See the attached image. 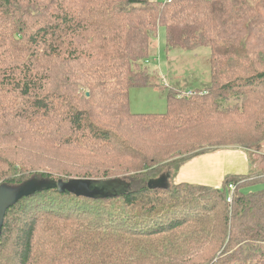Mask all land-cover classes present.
Instances as JSON below:
<instances>
[{
	"label": "trees",
	"instance_id": "1",
	"mask_svg": "<svg viewBox=\"0 0 264 264\" xmlns=\"http://www.w3.org/2000/svg\"><path fill=\"white\" fill-rule=\"evenodd\" d=\"M161 28L210 84L131 112ZM263 145L264 0H0V264H264V169L148 185Z\"/></svg>",
	"mask_w": 264,
	"mask_h": 264
},
{
	"label": "rangeland",
	"instance_id": "2",
	"mask_svg": "<svg viewBox=\"0 0 264 264\" xmlns=\"http://www.w3.org/2000/svg\"><path fill=\"white\" fill-rule=\"evenodd\" d=\"M152 48V55L148 60L143 63L149 73L150 84L146 87H132L130 91L131 112L141 114L161 113L167 110L166 95L171 87L180 89L181 91L188 92L192 89L202 90L208 86L210 78V48L203 46L196 50H185L181 47H175L170 51H165V29L159 30V35L154 39ZM153 40V41H154ZM193 91V90H192ZM260 152L244 151L240 148L234 149H220L210 154L218 153L221 151H238L248 154V163L250 172H259L264 169V145ZM223 157V154H221ZM205 157L200 155L198 158ZM224 163L218 165V168L233 167L235 171V164L231 159L226 160L223 157ZM208 161V160H207ZM213 161V160H212ZM221 169L218 172L217 178L211 179L209 185L215 187L219 181L218 177L221 174ZM208 169H196L193 174H208ZM168 182L173 183L174 176L167 175ZM218 179V180H217ZM216 183V184H215ZM255 186L252 189H257ZM230 189V187H229ZM232 191H228V194Z\"/></svg>",
	"mask_w": 264,
	"mask_h": 264
},
{
	"label": "crops",
	"instance_id": "3",
	"mask_svg": "<svg viewBox=\"0 0 264 264\" xmlns=\"http://www.w3.org/2000/svg\"><path fill=\"white\" fill-rule=\"evenodd\" d=\"M228 160L231 159L235 166V171H233V167L225 168L220 167L218 168V165L221 163H224L223 157ZM248 154L238 151H221L220 154L218 153H205V157L201 158H194L190 162L184 164L179 169L178 174L172 179L173 183L178 184V182H186V183H200V184H210L211 179L217 178L218 172L221 171V174L219 175L217 182V186L215 187H221L222 180L224 176L227 173H249V163H248ZM208 160V161H207ZM213 160V161H212ZM198 170H204L208 169V174H193V172ZM217 179V180H218ZM216 184V183H215Z\"/></svg>",
	"mask_w": 264,
	"mask_h": 264
},
{
	"label": "water",
	"instance_id": "4",
	"mask_svg": "<svg viewBox=\"0 0 264 264\" xmlns=\"http://www.w3.org/2000/svg\"><path fill=\"white\" fill-rule=\"evenodd\" d=\"M148 185L150 187H164L168 186V178L166 175L159 179H151L148 182ZM85 188L89 190V185L86 183ZM24 192L25 190L23 187L21 189H15V188H3L0 189V222L3 220V217L5 215L6 210L10 206L12 198L18 193V192Z\"/></svg>",
	"mask_w": 264,
	"mask_h": 264
},
{
	"label": "built area",
	"instance_id": "5",
	"mask_svg": "<svg viewBox=\"0 0 264 264\" xmlns=\"http://www.w3.org/2000/svg\"><path fill=\"white\" fill-rule=\"evenodd\" d=\"M186 93L189 95V94H192L193 92H192V90H189V91L186 92ZM234 189H235L234 186L231 185V186H230V190L233 191ZM228 195H229V196H228V202L231 203V201H232L231 193H229Z\"/></svg>",
	"mask_w": 264,
	"mask_h": 264
}]
</instances>
